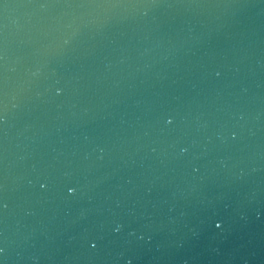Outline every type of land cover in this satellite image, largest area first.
Here are the masks:
<instances>
[{"label": "water", "instance_id": "obj_1", "mask_svg": "<svg viewBox=\"0 0 264 264\" xmlns=\"http://www.w3.org/2000/svg\"><path fill=\"white\" fill-rule=\"evenodd\" d=\"M0 264H264V0H0Z\"/></svg>", "mask_w": 264, "mask_h": 264}, {"label": "clouds", "instance_id": "obj_2", "mask_svg": "<svg viewBox=\"0 0 264 264\" xmlns=\"http://www.w3.org/2000/svg\"><path fill=\"white\" fill-rule=\"evenodd\" d=\"M0 251H3V249H0Z\"/></svg>", "mask_w": 264, "mask_h": 264}]
</instances>
